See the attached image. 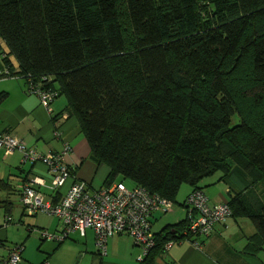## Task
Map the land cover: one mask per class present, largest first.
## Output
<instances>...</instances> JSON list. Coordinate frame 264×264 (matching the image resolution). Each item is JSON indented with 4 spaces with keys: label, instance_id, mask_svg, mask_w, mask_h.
Wrapping results in <instances>:
<instances>
[{
    "label": "trees",
    "instance_id": "obj_1",
    "mask_svg": "<svg viewBox=\"0 0 264 264\" xmlns=\"http://www.w3.org/2000/svg\"><path fill=\"white\" fill-rule=\"evenodd\" d=\"M0 42V77L66 98L105 186L184 208L138 264L211 236L188 231L184 202L216 173L230 218L255 228L243 254L264 250V0H0Z\"/></svg>",
    "mask_w": 264,
    "mask_h": 264
},
{
    "label": "crops",
    "instance_id": "obj_2",
    "mask_svg": "<svg viewBox=\"0 0 264 264\" xmlns=\"http://www.w3.org/2000/svg\"><path fill=\"white\" fill-rule=\"evenodd\" d=\"M5 50V47L0 42ZM15 68L17 64L11 58ZM67 106L66 98L59 96L51 104L49 109L41 105L38 97L27 93V82L20 77H0V134L10 133L22 140L28 148L46 154L49 152H59L64 144L71 148L70 154L65 158L66 165L73 173L76 180L84 182L91 190H99L105 186V180L109 169L105 165H97L90 159L89 146L82 135L76 119L65 112ZM60 132L61 137L55 136ZM42 178L44 187H40L46 200L57 202L66 193L72 183V179L59 190L53 191L49 185V175L45 167L41 164L22 163V156L19 152L5 155L0 151V179L8 183L9 190L0 191V208L5 215H12L14 202L12 196H16L20 205V215L18 225L25 224L22 205L20 203V185L31 178ZM133 187V186H132ZM131 187V188H132ZM190 190L186 191L179 200L181 205ZM227 193V190L225 191ZM210 203L220 204L227 202V198L220 194L217 200L209 199ZM40 216V215H37ZM43 216L42 220H37L34 225L41 230L59 232L61 223L54 217ZM3 217V220H4ZM185 217L184 208L173 206L171 212L162 213L156 211L151 216V233L156 234L166 226L174 225ZM47 219V220H46ZM54 219V222H51ZM229 229L228 221L223 225H217L213 233L207 238L201 247L192 244L190 241H182L172 244L164 253L158 256L155 264H261L259 256L248 257L242 253L246 245V236L240 246H231L221 239V235ZM124 236V235H123ZM123 236H117L121 238ZM126 236V235H125ZM113 237L107 241L106 254L99 255L94 246V233L86 230L85 236L78 233L71 234L62 243L44 242L37 245L35 253L22 251V264H65L66 260L59 258V254L65 247H79L80 259H85L88 254L99 264H138L137 258L141 252H135L131 262L124 263L119 260L115 253L122 244L120 239ZM128 237V236H127ZM130 238V237H129ZM133 242V241H132ZM7 231L0 224V259L7 256L10 247L6 246ZM21 244H25L24 241ZM83 244V247H82ZM18 245V244H16ZM33 245V243H31ZM133 247H136L134 243ZM12 246V245H11ZM15 246V244H13ZM2 251V252H1ZM138 251V250H137ZM95 257H99L98 261Z\"/></svg>",
    "mask_w": 264,
    "mask_h": 264
},
{
    "label": "built area",
    "instance_id": "obj_3",
    "mask_svg": "<svg viewBox=\"0 0 264 264\" xmlns=\"http://www.w3.org/2000/svg\"><path fill=\"white\" fill-rule=\"evenodd\" d=\"M4 74L7 71L4 70ZM27 93L38 97L42 106L49 109L57 94L51 89H44L41 83L27 81ZM55 136L61 137L60 132ZM0 151L5 155L19 152L22 163L41 164L48 175L49 189L57 191L68 180L72 183L66 193L57 202L46 200L40 187L45 186L42 178L34 177L20 185V203L26 216L44 215L56 218L61 223V230L48 233L41 230L43 240L62 243L71 234L85 236L86 230L94 233V246L99 255L106 254L107 241L117 236H129L141 251L137 262L149 253L154 246L151 233V216L160 211L171 212L173 204L151 195L141 187L127 188L123 183L113 182L99 190H91L84 182L75 179L65 158L71 152L64 144L59 152L39 153L28 148L26 144L10 133L0 134ZM189 220L188 231L194 235L207 238L216 225L225 224L231 212L226 203L211 204L208 197L196 190L184 202ZM10 215H5L3 227L11 223ZM173 243L165 245L168 249ZM23 245L11 247L7 256L0 259V264H22Z\"/></svg>",
    "mask_w": 264,
    "mask_h": 264
},
{
    "label": "rangeland",
    "instance_id": "obj_4",
    "mask_svg": "<svg viewBox=\"0 0 264 264\" xmlns=\"http://www.w3.org/2000/svg\"><path fill=\"white\" fill-rule=\"evenodd\" d=\"M238 118L234 117L232 119V123H237ZM222 174L221 173H216L213 176L204 179L201 182V186L203 189L204 194L208 197V199H215L217 200L220 198V194L227 197V194L225 191L228 189L227 185L223 182H219V179L221 178ZM116 182H122L124 186L127 188H131L133 185L131 181L129 180H124L122 178H118ZM189 190V187L187 185H182V187L179 190L178 196H177V201L184 196L186 191ZM12 201L14 202V208L12 211L11 215V223L6 226V231H7V247H13V244H21L24 241L23 247L27 248L26 252H33L35 253L37 250V245L41 244V241L44 242H51V241H46L41 238L40 231L41 229L38 228H31V225H34L37 220H42L43 216H25L24 217V222L25 224L18 225V219L20 215V205L18 203V199L16 196H12ZM176 207H178V204H175ZM3 217L4 213L2 208H0V224L3 225ZM44 219V218H43ZM47 220V219H46ZM54 219H51V222H54ZM27 225H30L31 227L27 228ZM228 228L223 235H221V239L225 242H227L228 245L231 246H240V244L244 240V235L246 238L252 236L255 234V228L251 224V222L245 218V217H235V218H229L228 219ZM49 234L50 233H55L54 231H47ZM120 239V242L122 243L120 247L118 248L117 252L115 255L117 256L119 263L121 260H124L126 262H131L133 260V256L135 252H139L140 249L138 247H133V242L132 239L129 238V236H123ZM57 243L56 241H52ZM247 242V241H245ZM33 243V245H31ZM12 245V246H11ZM83 247V244H82ZM23 248V250H24ZM79 247H65L62 249V251L59 254V258L66 260L65 264H99V262H95L91 255L88 254V256L85 259H80V254L78 253ZM138 250V251H137ZM2 252V251H1ZM141 252V251H140ZM243 253V251H242ZM258 255L256 258L259 256V259L261 260V264H264V250L261 252L257 253ZM98 261L99 257H95ZM137 262V260H136ZM123 264V262L121 263Z\"/></svg>",
    "mask_w": 264,
    "mask_h": 264
}]
</instances>
